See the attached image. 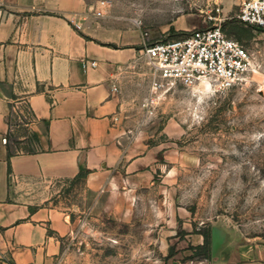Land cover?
I'll return each instance as SVG.
<instances>
[{"label": "rangeland", "instance_id": "1", "mask_svg": "<svg viewBox=\"0 0 264 264\" xmlns=\"http://www.w3.org/2000/svg\"><path fill=\"white\" fill-rule=\"evenodd\" d=\"M102 1L107 8L97 17ZM244 1L87 0L86 35L137 51V67L119 92L117 129L135 153L154 149L157 160L148 180L133 188L97 193L84 178L42 186L40 203L72 223L64 264H224L218 255L264 248V30L245 26L241 41L225 31L254 65L246 82L225 91L166 83L143 52L234 23ZM226 241L227 253H216Z\"/></svg>", "mask_w": 264, "mask_h": 264}, {"label": "crops", "instance_id": "2", "mask_svg": "<svg viewBox=\"0 0 264 264\" xmlns=\"http://www.w3.org/2000/svg\"><path fill=\"white\" fill-rule=\"evenodd\" d=\"M90 10L87 0H0V264H64L72 223L40 203L43 185L84 169L94 192L133 188L157 160L154 149L135 153L117 129L137 51L89 38L81 28ZM223 245L216 253H227ZM218 257L264 264V248Z\"/></svg>", "mask_w": 264, "mask_h": 264}, {"label": "built area", "instance_id": "3", "mask_svg": "<svg viewBox=\"0 0 264 264\" xmlns=\"http://www.w3.org/2000/svg\"><path fill=\"white\" fill-rule=\"evenodd\" d=\"M106 8L107 2H100L96 16L102 17ZM236 20L264 30V0H245ZM143 52L154 76L173 85L209 84L216 91H225L246 82L254 71L249 50L229 37L221 23L193 31L179 40L150 45ZM91 66L96 67L97 62L93 61Z\"/></svg>", "mask_w": 264, "mask_h": 264}, {"label": "trees", "instance_id": "4", "mask_svg": "<svg viewBox=\"0 0 264 264\" xmlns=\"http://www.w3.org/2000/svg\"><path fill=\"white\" fill-rule=\"evenodd\" d=\"M238 22V21H235ZM234 23H227L225 24L222 28L225 31H227L228 33L230 32H235V34L237 35L238 40H243L247 35L245 33H247L249 31V29H247L245 27L244 24L239 23L238 25H236ZM235 24V25H233ZM227 26H230V30H227ZM227 34V33H226ZM87 173L84 169H81L79 175H78V179L79 178H86ZM204 248H206L207 250L211 249V235L209 233L204 234Z\"/></svg>", "mask_w": 264, "mask_h": 264}]
</instances>
